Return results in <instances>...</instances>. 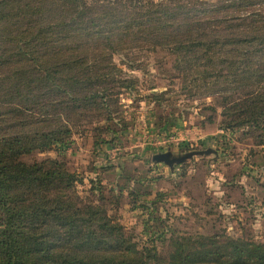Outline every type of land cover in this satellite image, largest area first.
Returning a JSON list of instances; mask_svg holds the SVG:
<instances>
[{
  "label": "trees",
  "instance_id": "trees-1",
  "mask_svg": "<svg viewBox=\"0 0 264 264\" xmlns=\"http://www.w3.org/2000/svg\"><path fill=\"white\" fill-rule=\"evenodd\" d=\"M206 5L0 0V264H264V243L224 231L163 232L166 256L140 246L110 216L102 188L98 196L93 188L80 195L84 180L65 156L75 136L92 134L88 128L97 146L126 123L119 97L136 82L115 58L144 70L139 53L173 57L181 93L205 98L203 124L219 119L224 132H242L264 147V13L230 12L252 0ZM167 96L152 99L161 107ZM36 155L44 158L27 161Z\"/></svg>",
  "mask_w": 264,
  "mask_h": 264
},
{
  "label": "rangeland",
  "instance_id": "rangeland-1",
  "mask_svg": "<svg viewBox=\"0 0 264 264\" xmlns=\"http://www.w3.org/2000/svg\"><path fill=\"white\" fill-rule=\"evenodd\" d=\"M201 1L207 5L223 2ZM237 9L230 12L263 14L264 0H252V5ZM137 55L136 62L144 70H130L120 57L115 58L126 77L136 82L133 90H124L119 97L125 126H117L115 135L104 133L102 137L108 143L97 146H93L94 134L88 128L92 134L75 136L74 146L65 153L72 170L84 180L78 185L80 195L93 188L98 196L102 188L110 216L119 220L140 246H156L162 256L169 250L158 238L163 232L212 235L224 231L264 243V174L253 173L264 167V147L254 146L242 132H224L219 119L203 124L210 115L201 111L205 98L191 99L181 93L173 57L165 53L142 58ZM163 92L169 96L160 107L152 96ZM207 102L216 99L208 98ZM160 116L173 122L164 124ZM198 151L211 152L194 156L173 169L152 160L166 152L182 156ZM33 158L44 156L27 161ZM253 186L261 189L255 191ZM109 189L114 191L110 193ZM129 191L134 195L129 196ZM145 193L152 194L141 196ZM256 196L259 200L254 205Z\"/></svg>",
  "mask_w": 264,
  "mask_h": 264
},
{
  "label": "water",
  "instance_id": "water-1",
  "mask_svg": "<svg viewBox=\"0 0 264 264\" xmlns=\"http://www.w3.org/2000/svg\"><path fill=\"white\" fill-rule=\"evenodd\" d=\"M211 151H198V152H191L182 156H174L171 152H166L162 154L155 155L153 157V162L154 163H163L167 165L170 169H173L174 166L180 165L184 163L185 161L192 159L194 156L198 155H203V154H208Z\"/></svg>",
  "mask_w": 264,
  "mask_h": 264
},
{
  "label": "crops",
  "instance_id": "crops-1",
  "mask_svg": "<svg viewBox=\"0 0 264 264\" xmlns=\"http://www.w3.org/2000/svg\"><path fill=\"white\" fill-rule=\"evenodd\" d=\"M253 173L255 174V173H260V174H264V167H262V168H259L258 170L256 169V171H253Z\"/></svg>",
  "mask_w": 264,
  "mask_h": 264
}]
</instances>
